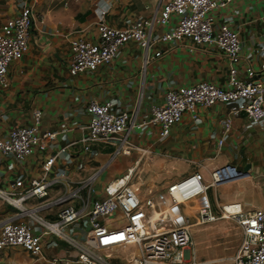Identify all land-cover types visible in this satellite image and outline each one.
<instances>
[{
  "label": "built area",
  "instance_id": "2783aa9c",
  "mask_svg": "<svg viewBox=\"0 0 264 264\" xmlns=\"http://www.w3.org/2000/svg\"><path fill=\"white\" fill-rule=\"evenodd\" d=\"M230 1L166 0L157 14L136 17L121 27L105 22L106 9L96 5L95 38L74 34L68 40V73L91 71L110 62L127 40H134L145 49L156 41L172 43L188 39L195 44H212L228 60L226 83L199 80L168 87L162 101L151 104L138 125H154L157 138L162 139L170 126L180 121L183 112L195 120L196 106L222 103L229 107V114L220 119L222 135L218 146L228 137L233 116L242 111L248 119L246 126L259 125L264 131V77L260 75L264 62L257 70L248 66L246 78H240L239 32L225 22L214 26L212 11ZM33 17L32 6L23 4L17 13L0 23L2 87L8 83V64L26 50ZM157 25L166 28L155 32ZM159 54V50L153 52L154 56ZM83 110L87 120L80 126V134L62 145L48 147L61 130L41 128L38 108L31 111L29 124L12 126L0 136V152L17 161L30 155L34 148L48 149L39 161L36 175L26 179L18 176L5 186L0 185V200L14 209L0 221V249L19 246L49 264H65L66 258L43 252V238L55 236L75 251V261L80 264H114L105 251L115 246L130 253L125 258L127 264H199L190 250L189 226L226 217L240 228L233 264H264V206L245 209L238 200H232L214 211L207 194L210 185L226 181L222 178L227 174H243L242 169L230 163L217 166L210 172V182L201 171L192 169L158 191L141 196L128 184V174L136 160L123 173L105 181L101 194H95L92 184L98 174L116 155L129 153L127 134L133 118L127 108H114L110 99L88 100ZM95 148L106 152L108 157L100 166L89 167L87 174H70L67 167L56 169V164L63 166L71 158L76 162L74 171L84 169L87 162L84 157ZM44 198L47 200L36 203ZM185 201L189 204L188 212L182 209ZM52 207H57L54 212H50ZM189 211L193 212L192 221ZM50 213L54 215L47 216ZM107 214L117 216L114 225L99 219ZM80 219L86 227L83 236L64 230ZM33 225L38 226V232H32Z\"/></svg>",
  "mask_w": 264,
  "mask_h": 264
},
{
  "label": "crops",
  "instance_id": "0c3cea01",
  "mask_svg": "<svg viewBox=\"0 0 264 264\" xmlns=\"http://www.w3.org/2000/svg\"><path fill=\"white\" fill-rule=\"evenodd\" d=\"M50 1L52 0H0V23L17 13L23 4L31 5L34 11L26 50L17 60L8 64V83L5 87L0 86V136L12 126L29 124L31 111L38 108L41 110L40 127L61 130L55 140L62 145L80 134V126L87 120L83 108L88 100L110 99L114 108H127L133 118L127 134L131 149L125 154H133V158L125 169L136 160L138 164H147L153 168L161 164L164 174L157 176L160 186H166L192 169H198L208 178L212 169L225 163L242 170L247 163L250 164L248 172L237 177L249 179L258 170L259 158L252 160L250 155H243L239 151L242 145L249 143L251 134L246 129L248 119L243 111L233 116L231 131L218 146L222 135L220 119L229 114V107L225 104L196 106L195 120L190 118L188 112H183L180 121L170 126L168 134L162 139L157 138L154 125H138L149 106L162 101L163 93L168 87L199 80L220 85L226 83L229 63L215 45L195 44L183 39L172 43L156 41L145 49L136 41L127 40L118 47L110 62L99 64L91 71L70 75L67 70L68 40L74 34L95 38L96 10L95 7H89L69 18L56 17L50 20L51 8L44 6ZM164 1L166 0H99L97 5L106 9L105 22L121 27L136 17L157 14ZM53 12L58 16L63 15L59 8ZM212 14L215 27L225 22L239 32L241 59L237 72L240 78L245 79V69L248 66L257 70L264 62V0H231L224 6L215 8ZM165 28V25H157L154 31L161 32ZM155 50H159L160 54L154 56ZM260 75L264 77V70ZM241 114L246 120L235 121ZM239 126L246 127L243 133L237 132ZM252 128L257 133L264 132L259 125ZM47 150L34 148L21 161L0 152V185L5 186L7 181L18 176L26 179L36 175L39 161ZM94 157H103L104 160L96 166L85 165L86 169L76 171L73 158L63 166L56 164L55 167L58 170L67 167L70 174L85 175L89 167L100 166L108 156L106 152L95 148L84 158L88 161ZM235 189L239 190L238 187ZM46 200L44 198L36 203ZM256 206H264V200L248 202L249 208ZM187 207L189 204L182 205L183 211L188 212ZM56 208L52 207L50 212H54ZM13 211L11 206L0 200V221L9 217ZM53 215L50 213L47 216ZM38 231V226L33 225L32 232ZM43 241L45 255L64 257L67 259L65 264H80L75 261V251L67 247L60 238L49 236L44 237ZM119 257L117 264L125 260L123 256ZM0 264L49 263L19 246H6L0 249Z\"/></svg>",
  "mask_w": 264,
  "mask_h": 264
},
{
  "label": "rangeland",
  "instance_id": "374dc122",
  "mask_svg": "<svg viewBox=\"0 0 264 264\" xmlns=\"http://www.w3.org/2000/svg\"><path fill=\"white\" fill-rule=\"evenodd\" d=\"M98 1L99 0H52L47 2L46 5L44 4V6L51 8L50 10L52 12L50 11V20H53L56 17L69 18L81 9L95 7ZM58 8L62 10V16H58L56 15V12H53V10H57ZM223 105L224 104L221 106ZM245 120V116L241 114L236 118L235 121L243 122ZM254 125L255 124L246 126L248 128L245 126H239V130H237V132L243 133L246 128L251 133L249 143L242 145L239 148V151L242 152L243 155H250L252 160L259 158L260 166L255 173H252L249 179L242 177H232L231 179L221 182L225 184L221 185V183H217L210 185V187L207 189V194L211 199L214 211L219 210L220 204L232 200H238L245 209H250L248 207V202L257 203L264 200V132H255L254 128H252ZM51 145L58 146L59 144L55 140L53 143L48 145V147L50 148ZM233 149L236 150V148ZM132 158L133 154L128 156L121 154L115 156V158L95 178L92 184L94 193L101 194L100 190L102 184L109 180V177L114 175L116 176L122 171L124 172L126 170L125 166L131 162ZM102 160H104L103 157H94L86 162V166H96ZM150 169H152L153 172H149ZM162 174H164V169L161 167V164L155 165L154 168L147 164H138L131 171L128 184L141 196H145L147 194L156 192L163 187L157 183V176L160 177ZM206 180L207 182H210L209 177L206 178ZM235 187H238V189L243 191V193L235 189ZM229 194H231L230 198L228 197ZM184 204L187 205L188 202L185 201ZM189 215V221H192L193 212L189 211ZM99 219L103 221L105 220L107 223L114 225L117 216L107 214L105 215L104 219ZM117 221L121 222L122 219H118ZM83 225L84 223L80 219L70 225L72 228L69 229V227H65L64 230L66 232H75L79 236H83L84 230L86 228ZM189 230L191 234L190 250L199 264H204L207 261V264H233V255L240 239V228L232 219L222 217L205 223L191 224L189 226ZM105 253L110 257L114 264L119 263V259L116 258L117 256H123L124 258H127L130 255V253L125 251L124 248H118L117 246L105 251ZM122 261L123 263L121 264H125L124 262L126 261Z\"/></svg>",
  "mask_w": 264,
  "mask_h": 264
},
{
  "label": "bare ground",
  "instance_id": "6f19581e",
  "mask_svg": "<svg viewBox=\"0 0 264 264\" xmlns=\"http://www.w3.org/2000/svg\"><path fill=\"white\" fill-rule=\"evenodd\" d=\"M138 163H139V162L136 163L135 167L138 165ZM131 171H132V168H131ZM131 171H130V173L128 174V177L130 176ZM234 175H236V176H234ZM238 175H239L238 173L227 174V175H225L222 179H223V180H227V179H231L232 177H237ZM239 176H240V175H239ZM239 203H240V202H239ZM240 205H241V207H242V204H241V203H240ZM230 209H231V207H230Z\"/></svg>",
  "mask_w": 264,
  "mask_h": 264
},
{
  "label": "water",
  "instance_id": "95a60500",
  "mask_svg": "<svg viewBox=\"0 0 264 264\" xmlns=\"http://www.w3.org/2000/svg\"><path fill=\"white\" fill-rule=\"evenodd\" d=\"M250 167V164L247 163L242 171L243 174L247 173L248 172V168Z\"/></svg>",
  "mask_w": 264,
  "mask_h": 264
}]
</instances>
